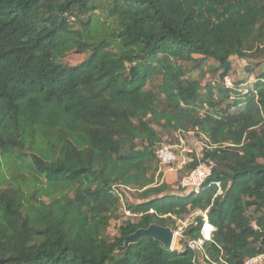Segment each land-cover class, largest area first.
<instances>
[{
    "label": "trees",
    "instance_id": "16d2710c",
    "mask_svg": "<svg viewBox=\"0 0 264 264\" xmlns=\"http://www.w3.org/2000/svg\"><path fill=\"white\" fill-rule=\"evenodd\" d=\"M263 64L264 0H0V264L264 255ZM190 133L204 147L181 176L214 167L197 193L173 194L155 149ZM196 213L182 250L117 252ZM205 222L210 238L189 249Z\"/></svg>",
    "mask_w": 264,
    "mask_h": 264
},
{
    "label": "built area",
    "instance_id": "2783aa9c",
    "mask_svg": "<svg viewBox=\"0 0 264 264\" xmlns=\"http://www.w3.org/2000/svg\"><path fill=\"white\" fill-rule=\"evenodd\" d=\"M223 82L224 85L227 87L231 85L229 78H224ZM155 156L159 163V172L163 174L166 172H170V173L174 171L176 172L190 161L188 157H183L179 153H177L175 146L169 144H163V143H161L156 147ZM213 167L214 164L211 161H205L204 163H201L188 176L182 178L179 184L180 188L183 190H187L188 192L197 193L199 187L201 186L205 178H207L210 175V172ZM126 215L128 214L126 213ZM204 227L205 224L201 228L200 239L188 242L189 249L200 250L204 241L210 238L212 231H210L209 236L206 238L202 230ZM212 230L214 229L212 228ZM263 263H264V255H261L255 258H250L245 260L244 264H263Z\"/></svg>",
    "mask_w": 264,
    "mask_h": 264
},
{
    "label": "rangeland",
    "instance_id": "374dc122",
    "mask_svg": "<svg viewBox=\"0 0 264 264\" xmlns=\"http://www.w3.org/2000/svg\"><path fill=\"white\" fill-rule=\"evenodd\" d=\"M236 66H237V72L235 71L234 75L232 76L233 80H237V79H243L244 75L241 73V67L243 66V62L242 61H236ZM261 68H264V64L261 66ZM260 68V69H261ZM210 79L209 76H206L203 78V83L205 81H208ZM231 82V80H230ZM163 144H169L172 146H175L176 148V152L179 153L181 156L183 157H188L189 159H191L190 155L194 154L197 158L201 157V153H202V149L204 147L203 143L198 141L192 133L185 135L184 137L181 136L180 138H178V135L174 136L171 138H165L164 141L162 142ZM262 163H264V161H262ZM162 174V180L164 182H166V184L169 186L170 188V192L173 194H179L181 193L180 190H182L179 186L183 176H181L180 174V170L178 171H174L172 173L170 172H166V173H161ZM188 191L185 190V193H187ZM189 193V192H188ZM122 214H124V209H122ZM125 215V214H124ZM196 215H199V213L196 214H192L190 216H186L182 221H178L177 222V230H172L174 233V241L173 244L170 248V250H182L181 247L179 246V240L181 239V229L183 227H185L189 222H191L193 220V217H195ZM206 223V222H205ZM115 224H112L109 231H108V235H113L115 234ZM213 231V230H211ZM264 264V263H263Z\"/></svg>",
    "mask_w": 264,
    "mask_h": 264
},
{
    "label": "water",
    "instance_id": "95a60500",
    "mask_svg": "<svg viewBox=\"0 0 264 264\" xmlns=\"http://www.w3.org/2000/svg\"><path fill=\"white\" fill-rule=\"evenodd\" d=\"M143 239H152L160 243L164 248L170 249L174 241V233L168 227H161L156 224L148 226L146 229H139L127 236L117 252H122L129 245L136 244Z\"/></svg>",
    "mask_w": 264,
    "mask_h": 264
},
{
    "label": "bare ground",
    "instance_id": "6f19581e",
    "mask_svg": "<svg viewBox=\"0 0 264 264\" xmlns=\"http://www.w3.org/2000/svg\"><path fill=\"white\" fill-rule=\"evenodd\" d=\"M202 230L203 234L207 238L209 236L210 231L212 230V227L208 223H205V227Z\"/></svg>",
    "mask_w": 264,
    "mask_h": 264
},
{
    "label": "crops",
    "instance_id": "0c3cea01",
    "mask_svg": "<svg viewBox=\"0 0 264 264\" xmlns=\"http://www.w3.org/2000/svg\"><path fill=\"white\" fill-rule=\"evenodd\" d=\"M213 232V231H212Z\"/></svg>",
    "mask_w": 264,
    "mask_h": 264
}]
</instances>
